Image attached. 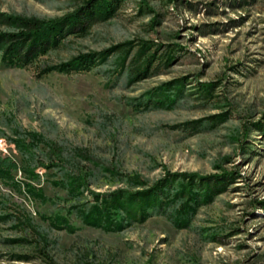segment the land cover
Returning a JSON list of instances; mask_svg holds the SVG:
<instances>
[{
  "label": "rangeland",
  "instance_id": "obj_1",
  "mask_svg": "<svg viewBox=\"0 0 264 264\" xmlns=\"http://www.w3.org/2000/svg\"><path fill=\"white\" fill-rule=\"evenodd\" d=\"M82 1L0 10L50 19ZM126 42L154 45L148 73L128 64L137 46L116 72ZM90 51L106 52L90 71L39 74ZM3 139L18 167L0 170V264H264V0H122L29 66L0 55ZM167 171L227 181L132 194Z\"/></svg>",
  "mask_w": 264,
  "mask_h": 264
},
{
  "label": "trees",
  "instance_id": "obj_2",
  "mask_svg": "<svg viewBox=\"0 0 264 264\" xmlns=\"http://www.w3.org/2000/svg\"><path fill=\"white\" fill-rule=\"evenodd\" d=\"M122 0H83L74 10L69 11L56 18H37L12 14L0 10V55L1 62L5 66L23 68L29 66L41 57L47 55L52 50H56L71 38L83 36L96 23L103 22L111 18ZM126 42L114 47L111 53L120 50L124 53L122 59L117 63L116 72H121L126 67L127 59L132 50L136 47L134 54L131 56L128 64L136 76L148 73L149 68L159 55L150 50L154 45L148 42L137 43ZM106 52L90 51L79 53L70 59L55 64H44L41 66L39 74H47L53 71L63 72L65 74L80 73L90 71L93 67L103 61L101 56ZM171 57V55H170ZM169 57V58H170ZM212 86L202 88L204 93L210 94ZM193 121L184 123V126L191 125ZM17 163L8 156L0 155V170L11 171L16 169ZM189 181L188 186L193 183L205 184L206 189L213 188L215 193L221 191L227 178L225 175H201L198 172H170L157 182L151 188L133 192L137 195H148L154 190L160 182H166L167 179H178ZM125 190L119 189L113 194L118 195ZM98 195V193H95ZM264 207V201L261 202Z\"/></svg>",
  "mask_w": 264,
  "mask_h": 264
},
{
  "label": "built area",
  "instance_id": "obj_3",
  "mask_svg": "<svg viewBox=\"0 0 264 264\" xmlns=\"http://www.w3.org/2000/svg\"><path fill=\"white\" fill-rule=\"evenodd\" d=\"M0 151L1 152L7 151L6 142L4 141V139H3V142H1V144H0Z\"/></svg>",
  "mask_w": 264,
  "mask_h": 264
}]
</instances>
